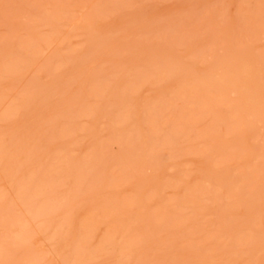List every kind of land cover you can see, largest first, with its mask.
Segmentation results:
<instances>
[{"label": "rangeland", "instance_id": "1", "mask_svg": "<svg viewBox=\"0 0 264 264\" xmlns=\"http://www.w3.org/2000/svg\"><path fill=\"white\" fill-rule=\"evenodd\" d=\"M0 264H264V0H0Z\"/></svg>", "mask_w": 264, "mask_h": 264}]
</instances>
